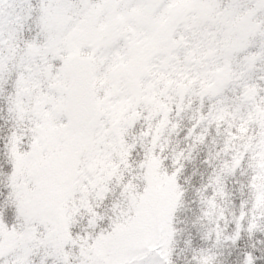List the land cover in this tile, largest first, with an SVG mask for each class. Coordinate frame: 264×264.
Wrapping results in <instances>:
<instances>
[{
  "label": "snow or ice",
  "instance_id": "6c2138e0",
  "mask_svg": "<svg viewBox=\"0 0 264 264\" xmlns=\"http://www.w3.org/2000/svg\"><path fill=\"white\" fill-rule=\"evenodd\" d=\"M0 264H264V0H0Z\"/></svg>",
  "mask_w": 264,
  "mask_h": 264
}]
</instances>
